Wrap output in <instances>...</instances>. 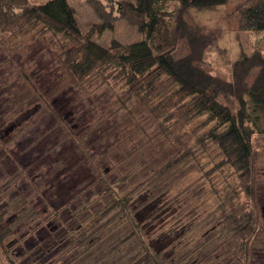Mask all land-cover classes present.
I'll use <instances>...</instances> for the list:
<instances>
[{
	"label": "rangeland",
	"instance_id": "rangeland-1",
	"mask_svg": "<svg viewBox=\"0 0 264 264\" xmlns=\"http://www.w3.org/2000/svg\"><path fill=\"white\" fill-rule=\"evenodd\" d=\"M67 1L77 10L80 29L87 31L95 18L85 0ZM242 1L190 11L183 19L198 29H219V48L229 57L264 52L261 37L239 33L229 17ZM94 40L102 46L112 40L130 44L143 35L117 21L113 31ZM54 49L50 39L0 43V218L10 231L0 244V264L242 262L238 239L221 231L220 221L235 212L243 196L234 198L237 174L227 165L220 168L222 156L213 146L196 148L197 168L178 167L135 196L131 209L139 234L123 218L91 241L87 252L72 250V234L95 223L116 195L148 178L172 147L161 139L146 144L158 122L137 102L126 112L118 110L113 86L99 88L93 81L84 91L69 87L52 57ZM209 58L215 61L213 70L227 72V57L213 52ZM255 196L264 222V154ZM246 264H264V249L254 248Z\"/></svg>",
	"mask_w": 264,
	"mask_h": 264
},
{
	"label": "trees",
	"instance_id": "trees-1",
	"mask_svg": "<svg viewBox=\"0 0 264 264\" xmlns=\"http://www.w3.org/2000/svg\"><path fill=\"white\" fill-rule=\"evenodd\" d=\"M84 3L95 18L87 31L80 29L77 10L67 0L40 5L35 0H0V43L52 40V57L69 87L84 91L93 81H98L99 88L113 86L118 110L126 112L137 102L158 122L156 133L146 144L161 139L172 151L148 178L124 195H116L95 223L74 232L72 250L87 252L91 241L100 239L123 218L139 234L140 225L131 209L135 196L178 167L197 168L196 148L213 146L222 156L220 168H232L240 184L234 198L242 194L243 201L234 213L221 219L220 227L238 239L243 261L237 264H246L254 248L264 249V222L255 196L257 165L264 154L263 50L229 57L226 49L219 48L223 39L219 29H198L183 19L190 11L226 7L230 0ZM229 17L239 33L261 37L264 45V0H243ZM117 21L135 27L143 40L130 44L112 40L108 46L94 40L95 35L113 31ZM213 52L228 58L225 74L212 69L215 61L209 56ZM24 79L40 97L32 82L26 76ZM198 120L202 121L200 127L189 129ZM9 235L0 218V244Z\"/></svg>",
	"mask_w": 264,
	"mask_h": 264
}]
</instances>
